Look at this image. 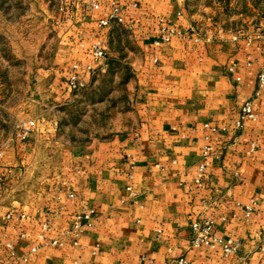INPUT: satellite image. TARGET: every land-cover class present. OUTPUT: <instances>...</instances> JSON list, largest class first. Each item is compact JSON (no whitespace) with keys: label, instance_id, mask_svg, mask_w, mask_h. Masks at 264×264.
<instances>
[{"label":"crops","instance_id":"0c3cea01","mask_svg":"<svg viewBox=\"0 0 264 264\" xmlns=\"http://www.w3.org/2000/svg\"><path fill=\"white\" fill-rule=\"evenodd\" d=\"M97 1L90 11L85 0H66L52 26L55 56L40 73L58 86L55 100H71V67L91 65L93 76L81 74L85 90L119 85L126 108L110 109L96 134L69 144L56 177L43 183L40 165L50 158L40 144H52L57 120L36 124L3 153L0 264H11L8 243L28 258L18 264H264V13L231 15L233 31L211 7L195 10V0ZM113 4L123 23L100 27ZM161 20L182 35L158 47ZM236 29L251 42L233 41ZM95 42L107 51L103 61L90 56ZM247 103L254 117L238 128ZM200 219L240 250L192 248L190 225Z\"/></svg>","mask_w":264,"mask_h":264},{"label":"rangeland","instance_id":"374dc122","mask_svg":"<svg viewBox=\"0 0 264 264\" xmlns=\"http://www.w3.org/2000/svg\"><path fill=\"white\" fill-rule=\"evenodd\" d=\"M65 4L66 0H0V159L16 146L28 121L42 127L48 120H57L52 144L48 146V140L40 144V153L50 158L39 164L42 183L56 177L69 144L96 134L112 118L110 109L126 108L125 89L119 85L82 88L71 92V100L53 98L58 86L43 78L40 70L55 56L58 40L52 26ZM203 6L211 7L217 22L233 31L238 23L231 15L253 10L264 13V0H195L192 5L195 10ZM106 91H113L114 97L105 95Z\"/></svg>","mask_w":264,"mask_h":264},{"label":"built area","instance_id":"2783aa9c","mask_svg":"<svg viewBox=\"0 0 264 264\" xmlns=\"http://www.w3.org/2000/svg\"><path fill=\"white\" fill-rule=\"evenodd\" d=\"M85 8L90 11H98L100 9V4L97 0H85L84 4ZM123 23V18L121 16L120 7L117 4H113L112 8L105 19L99 20L100 27H110L112 25H119ZM182 33L177 30L174 26L169 24L168 22L161 20L159 22L158 28V38L155 42L156 46H161L163 44H167L173 39L174 37L181 36ZM240 37H246L241 32H238L233 41H237ZM259 39V37H257ZM247 42H251V37L245 38ZM90 56L93 58L94 61H103L107 57V51L105 47L100 42H95L90 46L89 49ZM88 74L89 76H93L95 74V69L91 65H87L81 68L78 64H74L71 67L70 77L67 82V89L70 92H76L81 90L85 87V82L82 79L81 74ZM264 87V73H261L258 77V88L261 89ZM252 108L249 103H247L241 114L240 121L237 123L238 128H242L243 122L246 118H253ZM36 127L34 121H28L26 125L21 129L19 138L20 140L25 141L29 135L32 133L33 129ZM211 152L210 147H205L202 155V161L199 166L198 176L195 180V184L199 187L203 185V175L206 173L209 167V154ZM85 220H89L90 216L86 215L84 217ZM46 230H48V226H44ZM80 226L76 224L74 226V231H79ZM190 245L192 248H201L206 247L210 249H219L221 250L224 255H234L240 250V244L234 240H227L223 241L216 237L213 222L210 220H196L192 222L190 225ZM52 246H63L64 244L60 241H53L51 243ZM6 249L9 253L11 258V264H18V262L27 263L28 258L26 257H18L15 251L13 250V244L8 243L6 245ZM38 248H33L31 253H35ZM177 264H187L185 258H180L177 261Z\"/></svg>","mask_w":264,"mask_h":264}]
</instances>
